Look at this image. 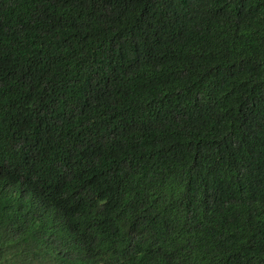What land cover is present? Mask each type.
Listing matches in <instances>:
<instances>
[{
    "label": "trees",
    "instance_id": "16d2710c",
    "mask_svg": "<svg viewBox=\"0 0 264 264\" xmlns=\"http://www.w3.org/2000/svg\"><path fill=\"white\" fill-rule=\"evenodd\" d=\"M0 264H264V0H0Z\"/></svg>",
    "mask_w": 264,
    "mask_h": 264
}]
</instances>
